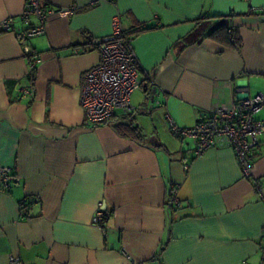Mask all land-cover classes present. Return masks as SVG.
Listing matches in <instances>:
<instances>
[{
    "label": "crops",
    "instance_id": "obj_1",
    "mask_svg": "<svg viewBox=\"0 0 264 264\" xmlns=\"http://www.w3.org/2000/svg\"><path fill=\"white\" fill-rule=\"evenodd\" d=\"M41 1L71 12L48 16L29 58L16 37L26 0H0V20L13 18L0 30V166L14 176L0 190V264H262L264 132L244 177L226 139L193 158L170 120L190 127L238 86L264 91V0ZM114 18L123 35L151 27L130 38L142 85L129 110L92 124L81 77ZM221 25L237 45L208 36ZM99 202L105 234L92 221Z\"/></svg>",
    "mask_w": 264,
    "mask_h": 264
},
{
    "label": "built area",
    "instance_id": "obj_2",
    "mask_svg": "<svg viewBox=\"0 0 264 264\" xmlns=\"http://www.w3.org/2000/svg\"><path fill=\"white\" fill-rule=\"evenodd\" d=\"M55 12L70 13L71 9L43 5L41 0H26L20 16L27 27L16 33L24 54L30 52L27 40L42 34L48 16ZM31 18L35 19V24L31 23ZM12 24L13 18L6 17L0 20V30L9 31ZM112 25L113 30L110 35L92 39V44L99 52V61L81 77L80 105L87 121L92 124L106 121L118 110H129L131 94L142 85L136 54L130 39L124 37L117 18L113 19ZM40 59L39 56L33 57L29 69L33 70ZM32 87L24 86L21 90L33 98ZM235 91L237 97L231 98L227 103L214 106L210 109L209 115L190 127H179L170 120V131L176 137L188 140L192 144L193 158L215 147L219 140L226 139L236 154L242 175L250 177L252 150L258 142V135L264 132V117H255L259 110L264 109V91L254 96L245 94V86H238ZM154 94L153 88L150 95ZM188 165L185 163L184 167L187 168ZM11 170L9 166H0V190H8L13 181ZM256 189L261 201L264 202V194L258 183ZM170 199L171 203H178L175 189L172 190ZM101 205L102 203L99 202L92 221L105 234L106 212ZM19 212L22 217L27 215L24 200L20 203ZM10 260L16 261L14 258ZM262 264H264V254H262Z\"/></svg>",
    "mask_w": 264,
    "mask_h": 264
},
{
    "label": "trees",
    "instance_id": "obj_3",
    "mask_svg": "<svg viewBox=\"0 0 264 264\" xmlns=\"http://www.w3.org/2000/svg\"><path fill=\"white\" fill-rule=\"evenodd\" d=\"M150 28L151 27H147L145 25H140L134 31L128 32V34H124V37L130 39L131 36L137 35L140 32L148 30ZM208 36H210L212 38H215V39H218V40L225 39V40L229 41L230 43H232L234 45H237V41L235 39V35L233 33L232 27L227 28L225 25H221L219 27H216V28L212 29L208 33ZM221 36H223V38ZM31 55L32 54L29 52V54H28L29 58L31 57ZM119 128L122 129V132H124V133H126L128 135L139 136L137 128L135 126H133V125H126L124 127H119ZM125 131H129V132H125ZM24 201L26 202V200H24ZM106 217H107V214H106L105 218Z\"/></svg>",
    "mask_w": 264,
    "mask_h": 264
},
{
    "label": "water",
    "instance_id": "obj_4",
    "mask_svg": "<svg viewBox=\"0 0 264 264\" xmlns=\"http://www.w3.org/2000/svg\"><path fill=\"white\" fill-rule=\"evenodd\" d=\"M143 86H146V83H144Z\"/></svg>",
    "mask_w": 264,
    "mask_h": 264
}]
</instances>
